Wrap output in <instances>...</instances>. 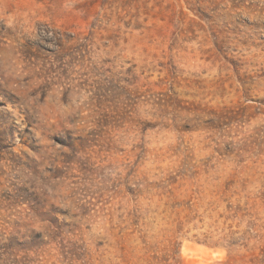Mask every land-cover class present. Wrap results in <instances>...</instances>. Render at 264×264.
<instances>
[{
	"label": "rangeland",
	"instance_id": "374dc122",
	"mask_svg": "<svg viewBox=\"0 0 264 264\" xmlns=\"http://www.w3.org/2000/svg\"><path fill=\"white\" fill-rule=\"evenodd\" d=\"M23 264H264V0H0V246Z\"/></svg>",
	"mask_w": 264,
	"mask_h": 264
},
{
	"label": "trees",
	"instance_id": "16d2710c",
	"mask_svg": "<svg viewBox=\"0 0 264 264\" xmlns=\"http://www.w3.org/2000/svg\"><path fill=\"white\" fill-rule=\"evenodd\" d=\"M0 264H23V258L19 257L10 243L4 244L0 246Z\"/></svg>",
	"mask_w": 264,
	"mask_h": 264
}]
</instances>
